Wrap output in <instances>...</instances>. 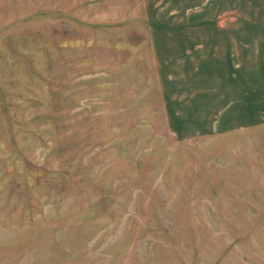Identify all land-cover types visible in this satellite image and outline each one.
<instances>
[{
	"label": "rangeland",
	"instance_id": "rangeland-1",
	"mask_svg": "<svg viewBox=\"0 0 264 264\" xmlns=\"http://www.w3.org/2000/svg\"><path fill=\"white\" fill-rule=\"evenodd\" d=\"M0 264H264V0H0Z\"/></svg>",
	"mask_w": 264,
	"mask_h": 264
}]
</instances>
